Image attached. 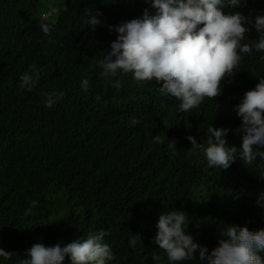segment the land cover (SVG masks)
I'll list each match as a JSON object with an SVG mask.
<instances>
[{"label":"trees","instance_id":"1","mask_svg":"<svg viewBox=\"0 0 264 264\" xmlns=\"http://www.w3.org/2000/svg\"><path fill=\"white\" fill-rule=\"evenodd\" d=\"M89 8L99 11L94 27L86 24ZM145 8L155 13L147 0H0V247L13 253L0 264H19L37 241L66 244L101 229L115 253L109 264H171L153 237L159 214L173 209L186 212V231L209 253L231 224L264 228V198L257 203L264 158L210 167L187 139L206 143L212 124L227 127V142L241 146L234 106L264 75V51L243 54L221 93L189 111L159 92L162 80L121 74L123 87L115 88L96 64L118 35L108 25L140 17ZM223 10L254 19L264 14V0ZM43 22L52 25L47 35ZM249 29L246 37L258 39L254 24ZM26 71L39 75L30 91L19 88ZM54 89L65 95L46 107L43 93ZM157 133L164 143L152 139ZM180 264L208 262L197 249Z\"/></svg>","mask_w":264,"mask_h":264},{"label":"clouds","instance_id":"2","mask_svg":"<svg viewBox=\"0 0 264 264\" xmlns=\"http://www.w3.org/2000/svg\"><path fill=\"white\" fill-rule=\"evenodd\" d=\"M155 13L144 9L143 15L117 25H108L118 35L110 42V51L96 61L101 68L100 75L108 79L115 88L123 87L121 74L131 73L135 80L163 81L158 87L164 96L179 100V110L189 111L201 105L206 97H215L222 91V79L231 78L234 70L242 62L243 54L253 49L264 51V14L253 18L240 11L225 12L223 6L236 8L241 0H147ZM88 25L100 23L99 11L93 14L87 9ZM249 24H254L259 33L256 40H250L246 33ZM47 35L52 25L41 23ZM254 88L246 90L239 103L234 106L242 123L238 131L242 134L240 147L227 142V127H208L206 143L198 142L189 134L193 151L202 150L210 167L227 169L240 157L251 164L257 156L264 158V75ZM39 80L37 72H24L20 76V89H33ZM81 87L87 92L90 80L81 79ZM46 107L54 106L65 95L63 90L43 93ZM96 99H100L99 96ZM132 125H138L140 118L133 116ZM152 139L162 144L165 135H152ZM170 148L174 141L169 142ZM264 192L257 203L262 202ZM33 204L38 201H33ZM32 209L26 210L31 213ZM189 217L179 209L162 211L153 237L162 248L171 264L193 258L197 249L200 257L207 258L208 264H264V228L250 230L246 225L231 224L223 230L226 237L217 247L208 252L207 246L199 244L186 231ZM106 229L89 232L64 244L57 242L47 245L41 241L27 249V257L19 264H64L66 258L71 264H109L114 260L112 246L105 240ZM135 243V237L132 239ZM12 252L0 247V257H11ZM157 261L160 256H154Z\"/></svg>","mask_w":264,"mask_h":264}]
</instances>
